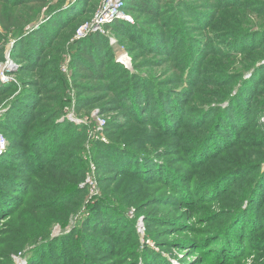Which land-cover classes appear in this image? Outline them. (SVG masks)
I'll return each mask as SVG.
<instances>
[{
  "label": "trees",
  "instance_id": "16d2710c",
  "mask_svg": "<svg viewBox=\"0 0 264 264\" xmlns=\"http://www.w3.org/2000/svg\"><path fill=\"white\" fill-rule=\"evenodd\" d=\"M99 1L0 0V61L12 38L26 82L20 92L0 83L9 140L0 156V264L27 249L28 264H172L174 246L189 245L207 255L201 264L251 256L264 264V0H126L134 23L107 29L133 71L104 35L72 44L77 111L113 114L108 143L88 150L86 128L61 121L70 104L61 63ZM45 7L47 21L26 33ZM91 162L98 198L85 184ZM84 205L81 223L51 238ZM132 207L159 253L142 248ZM195 217H211L209 229L193 231Z\"/></svg>",
  "mask_w": 264,
  "mask_h": 264
},
{
  "label": "rangeland",
  "instance_id": "374dc122",
  "mask_svg": "<svg viewBox=\"0 0 264 264\" xmlns=\"http://www.w3.org/2000/svg\"><path fill=\"white\" fill-rule=\"evenodd\" d=\"M48 1H49V6H52V5L55 6L58 4V0L57 1L56 0H53V1L48 0ZM77 2H78V0H66L65 8H67L69 6H73V4H76ZM102 3H103V0H100L99 2H97V4H95V9H94L92 16L89 17L86 21H84L78 27V29L76 30L74 38H72L71 41L67 45V52L63 55V62L61 63V72L66 76V79L68 80L69 86H70L68 89V92H67L69 95V98H70V104L68 107H66L64 109V117H66V118L62 117L61 121L67 120L70 123L75 124L76 126L86 128L87 141H88L87 149L88 150L90 149V144L92 142L101 141L104 143H108V138L106 135V127H107L108 121L113 116V114L104 115L101 112V109L99 108V106H95V107H92L90 109H87V110H84L81 112L77 111V99H76L77 98L76 97L77 96L76 95L77 90L75 88V84H74V81L72 78V70L70 68V60H71L70 46L77 41L86 39L90 35H94V34L104 35L105 37H108L110 39L111 46L114 48L115 53H116V59L118 60L121 56L127 55L131 59V66L129 68H127V67L126 68L130 71L134 70L133 64H132V58L130 57V55L128 54L126 49L118 43V41L114 37L112 31L107 29V26L104 28V31H105L104 34L103 33H93V31H90L91 26L95 22V15L99 12V9L102 6ZM125 7H126V2H125L124 9H125ZM75 9H77V8H75ZM47 10H48V7H45L42 10L39 19L36 20L35 22L31 23L30 26H28L25 29L26 33H30L32 31L36 30L37 28H39L41 25H43L47 21ZM124 13L132 18V16L130 14L125 12V10H124ZM120 21H123V20H120ZM133 23H134V20H133ZM112 24H109L108 26H110ZM0 30H1V28H0ZM79 31H81L82 34H85V36H80ZM9 41L10 42L8 43L5 54H4V60L0 61V67H2L3 64H5L6 62H14L15 64H17L19 66V68H17L16 71H12V73H9L7 76H5L9 80L8 81L9 83H7L6 85L3 84L1 82L2 81L1 78H0V83L3 86H8V85L14 86L15 85L17 92H20L21 90H23L25 88L26 82L20 81V80H22V77H23L22 74H20L22 66L20 65V63H18L17 61L12 59L11 50H12L13 39L10 38ZM165 68L166 67H163L161 70H158V73H161ZM30 78H31V76L25 77L26 80L30 79ZM4 109H5L4 107L0 109V116L6 112V109L5 110ZM260 121L262 124H264V117H262ZM102 129H103V131H101ZM100 132H102V133H100ZM0 134L3 135L1 132H0ZM5 138H6V142H7V147H6V150L4 151V154L2 156L5 155V153L8 149V145H9V140L7 139V137H5ZM85 159H90V156L87 155L85 157ZM94 173H95V177L97 180L96 181V187L100 193V196H98V197H101L102 191L100 188L98 171H96V169H95L93 171V174ZM88 197L89 196L87 195L86 201H88ZM214 207L215 206H213L211 209L213 210ZM221 208L220 209L216 208L215 211L219 214L221 211ZM87 212H88V210L86 209V207L84 205L72 216V218L69 221V224H67V226L63 227V226L57 224L52 230L51 238L59 237L64 233H70L71 231H73V229H75V227L79 223H81V221L86 217ZM127 217L129 219H135L136 220L137 234L139 235V240H140V243L142 245V248L149 247V248L153 249L155 252L159 253L160 250L157 248L155 243L152 240H150V238L148 236V230H147V226H146V222H145V215L139 214L138 211H136V209L132 207L127 212ZM211 219L212 218L210 217L207 220V222L206 221L200 222V220H198V217H195L192 220H189L188 224L192 223L194 226L193 231H195V228H197L198 233H200V232H202V230L205 231V230L209 229L208 225H209V221H211ZM193 233L195 234V232H193ZM191 235L192 234L191 233L189 234V232H188L187 234H184V237L187 238L186 240H188V239H190V237H192ZM181 237H183V236L175 235V236H170L169 239L175 238V239L181 240ZM242 245H243V247H247V243H244ZM192 247H193L192 245H189V250H188V252H186L184 250H180L179 249L180 247L174 246V251H173L174 257H171L170 259L167 258V259L169 261H171L172 264H181L180 260H182V259L186 260V263L189 262V264H201L202 258H203V262H204V259L207 257V255L203 256L201 248H198L196 246L194 248H192ZM30 250L31 249H27L26 251L22 252L21 254H23V255H21V254L20 255H12L13 264H28L27 254ZM198 256H202V257H200V259H197ZM167 257H168V255H167ZM253 260H254V257L251 256L245 261L244 264H253ZM186 263H184V264H186ZM213 263H214V261H213ZM215 263H217V261H215ZM139 264H143L142 261H140Z\"/></svg>",
  "mask_w": 264,
  "mask_h": 264
},
{
  "label": "built area",
  "instance_id": "2783aa9c",
  "mask_svg": "<svg viewBox=\"0 0 264 264\" xmlns=\"http://www.w3.org/2000/svg\"><path fill=\"white\" fill-rule=\"evenodd\" d=\"M125 2H126L125 0H103L99 12L95 15V22L91 26L90 31H93V33L104 34L105 33L104 28L109 24L114 23L117 20H123L129 23H133V19L124 13ZM79 35L85 36V34H82L81 31H79ZM124 56H126V58L128 59L129 65L120 61V58ZM121 57L118 59V62L123 64L125 67L129 68L131 66V59L127 55H123ZM17 68H19V66L14 62H6L5 64H3V66L0 67V76H1L0 78L2 79L1 82L5 85L9 83L8 82L9 80L5 76H7L9 73H12V71H16ZM101 131H103V129ZM6 147H7L6 138L0 134V156L4 154ZM95 169L96 168L94 164L91 162L90 173L88 174L85 183L88 186L91 197L100 196V193L96 187L97 180L95 177V173L93 174V171Z\"/></svg>",
  "mask_w": 264,
  "mask_h": 264
},
{
  "label": "bare ground",
  "instance_id": "6f19581e",
  "mask_svg": "<svg viewBox=\"0 0 264 264\" xmlns=\"http://www.w3.org/2000/svg\"><path fill=\"white\" fill-rule=\"evenodd\" d=\"M120 61H122V62H124V63H126V64L129 65V61H128V59L126 58V56L121 57V58H120Z\"/></svg>",
  "mask_w": 264,
  "mask_h": 264
}]
</instances>
